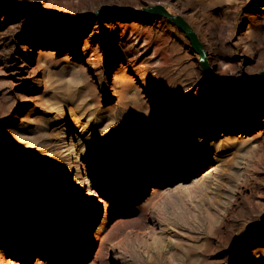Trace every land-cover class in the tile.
Segmentation results:
<instances>
[{
  "label": "rangeland",
  "instance_id": "374dc122",
  "mask_svg": "<svg viewBox=\"0 0 264 264\" xmlns=\"http://www.w3.org/2000/svg\"><path fill=\"white\" fill-rule=\"evenodd\" d=\"M18 1L83 20L0 2V264H264V82L209 81L162 18H89L162 5L241 79L264 0Z\"/></svg>",
  "mask_w": 264,
  "mask_h": 264
},
{
  "label": "water",
  "instance_id": "95a60500",
  "mask_svg": "<svg viewBox=\"0 0 264 264\" xmlns=\"http://www.w3.org/2000/svg\"><path fill=\"white\" fill-rule=\"evenodd\" d=\"M4 4L18 5L25 9H32L37 15L44 16L47 18H54L60 21L69 22L83 20L82 17L75 16H64L58 15L55 13L44 11L40 8H37L31 4L18 1V0H0ZM117 15L119 17H128V18H140L146 19L148 17H158L166 20L168 23L176 27L181 31L187 41L189 42L193 53L198 57V63L201 68L203 76L211 82H214L219 85H229L234 87H245L248 85H255L264 82V72L259 75H254L251 77H244L241 79L236 78H225L215 74V68L210 67L207 52L205 50L204 44L201 42L194 28L181 16H175L171 14L164 6L155 5L143 8L141 10H134L131 8H110L104 9L95 14L91 15L89 18H97L100 15Z\"/></svg>",
  "mask_w": 264,
  "mask_h": 264
},
{
  "label": "bare ground",
  "instance_id": "6f19581e",
  "mask_svg": "<svg viewBox=\"0 0 264 264\" xmlns=\"http://www.w3.org/2000/svg\"><path fill=\"white\" fill-rule=\"evenodd\" d=\"M209 65H210V63H209ZM210 67H211V66H210ZM32 164L36 166V163H35V162H33ZM210 169L213 171L214 168H210ZM7 174H8V175L10 174L13 178L16 177V175H17V174L12 173L11 171H7ZM29 178H30V177H29Z\"/></svg>",
  "mask_w": 264,
  "mask_h": 264
}]
</instances>
